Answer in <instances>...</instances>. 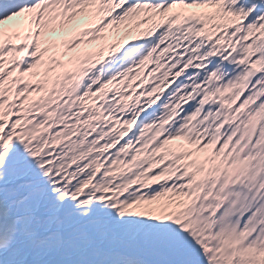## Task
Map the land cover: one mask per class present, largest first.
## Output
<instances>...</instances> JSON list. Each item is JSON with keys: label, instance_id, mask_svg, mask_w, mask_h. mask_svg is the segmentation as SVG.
<instances>
[{"label": "snow or ice", "instance_id": "1", "mask_svg": "<svg viewBox=\"0 0 264 264\" xmlns=\"http://www.w3.org/2000/svg\"><path fill=\"white\" fill-rule=\"evenodd\" d=\"M0 264H264V0H0Z\"/></svg>", "mask_w": 264, "mask_h": 264}]
</instances>
